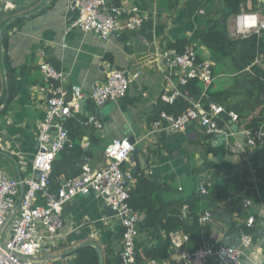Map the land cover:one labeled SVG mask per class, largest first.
<instances>
[{
  "label": "crops",
  "instance_id": "0c3cea01",
  "mask_svg": "<svg viewBox=\"0 0 264 264\" xmlns=\"http://www.w3.org/2000/svg\"><path fill=\"white\" fill-rule=\"evenodd\" d=\"M71 1L12 0L3 5L0 169L19 181H26L33 174L32 162L39 151L38 131L47 100V95L40 91L42 49L47 51L48 61L64 73V87L68 91L80 89L92 93L113 70L125 71L128 76L139 74L124 98L97 108L88 102L84 111L67 119L72 139L84 150L75 162L77 168L82 167L79 161L85 157L86 165L99 169L107 163L104 152L110 143L118 139L134 140L138 152L131 155L123 170L143 174L163 187L160 206L168 207V218L182 221L183 202L191 196L201 197L198 215L208 212L213 215L205 225L210 235L203 239L202 246L211 242L233 247L241 238L247 220L253 217L255 222L250 234L253 246L245 251L243 264H264V148L250 147L245 135L252 119L264 118V94L250 117L231 124L232 132V125H238L234 137L207 135L197 124H190L181 132L149 135L158 111L169 106L162 97L178 86V76L169 77V62L162 58L165 52L176 50L177 41L186 40L201 59L213 65V84L206 92L201 84L200 96V90L195 87L191 94L193 99H199L204 92L206 99L208 91L217 93L234 84L233 62L222 59L201 43V37L215 22L225 21V0H107L112 5L136 8L138 14L147 16L148 20L137 29L126 30L106 41L94 33L71 27L76 19V14L67 9ZM243 11L257 13L264 19V0H247L241 7ZM236 16L227 21L229 36L233 39H237L232 33ZM17 20L19 25L8 31L7 27ZM5 36L8 38L7 68L3 62ZM258 36L264 38V32ZM246 71L250 72L249 68ZM9 84L13 86L11 90ZM13 90L15 97L8 103ZM243 100L244 96L240 95L226 105ZM91 116L98 118L102 129L89 123ZM86 144L89 146L85 147ZM66 155H58L55 162L63 163ZM65 179L66 175L60 178ZM201 184L210 185L208 195L199 193ZM137 185L138 179L133 177L129 189ZM248 200L252 202L250 207L245 205ZM63 218L65 230L46 240L41 260L49 264H76L82 249L95 250L94 247L79 248L95 244L102 251L103 261L120 263L123 227L102 197L91 194L75 198L64 206ZM187 223L194 224L192 218ZM41 232L46 231L41 229ZM184 234L188 237L186 246L190 236ZM147 251L159 254V264H182L180 250L171 245L169 235L161 226L145 228L140 223L136 253L141 262L152 259L146 257ZM210 264L221 263L212 259Z\"/></svg>",
  "mask_w": 264,
  "mask_h": 264
},
{
  "label": "built area",
  "instance_id": "2783aa9c",
  "mask_svg": "<svg viewBox=\"0 0 264 264\" xmlns=\"http://www.w3.org/2000/svg\"><path fill=\"white\" fill-rule=\"evenodd\" d=\"M67 9L76 14L71 27L85 33H94L105 41L114 35L120 36L126 30H135L148 20L147 16L138 14L136 8L112 5L107 0H72ZM263 32L264 19L257 13L243 11L234 18L232 33L236 38L260 35ZM40 58L39 69L43 78L40 91L47 95V100L45 116L38 131L39 151L32 162L33 174L28 180L19 181L0 169V264H49L41 260L40 255L46 240L65 230L64 206L79 196L91 194L102 197L121 221V264H159L153 258L145 263L138 261L136 253L141 218L128 203L129 181L133 176L131 172L123 170V165L135 151V145L129 139L114 140L106 147L105 166L99 169L82 166L79 176L62 180L56 191L50 181L58 155L74 147L66 121L78 113L80 102H91L97 108L118 101L127 95L139 74L128 76L125 71L113 70L107 73L105 81L97 85L92 93L80 89L68 91L64 87V73L48 61L45 49L40 51ZM162 58L169 62V77L178 76L177 88L170 94H164L162 100L173 106L177 99L184 98L190 107L177 116L161 111L152 121L149 135L162 131L181 132L190 124H197L207 135L234 137L238 132H232L231 124H239V115L234 111L228 112L221 105L212 102L207 104L204 99L205 92L214 81L212 63L201 59L198 51L191 46L185 47L181 53L177 50L167 51ZM255 64L264 68V53L256 58ZM191 80H198L206 89L197 100L186 90ZM88 121L97 129L103 127L96 116L89 117ZM245 135L250 147L264 148V127L247 130ZM37 172L39 177H36ZM21 186L25 187L23 195L20 192ZM209 188V184H201L198 190L201 195H208ZM245 205L250 207L252 202L248 200ZM190 217L189 205L185 204L181 219L188 221ZM212 217V213H204L198 215V221L205 226ZM254 222L255 219L250 217L246 226L252 228ZM41 229H45V234ZM169 238L171 245L180 250L182 264H210L212 259L221 264H243L245 251L253 246V237L244 232L239 246L223 247L207 242L193 252L183 248L188 240L183 231L172 232Z\"/></svg>",
  "mask_w": 264,
  "mask_h": 264
},
{
  "label": "trees",
  "instance_id": "16d2710c",
  "mask_svg": "<svg viewBox=\"0 0 264 264\" xmlns=\"http://www.w3.org/2000/svg\"><path fill=\"white\" fill-rule=\"evenodd\" d=\"M246 2L247 0H225L227 9L225 21L215 22L214 26L201 37V43L206 48L213 50L222 59H229L232 61L234 65L233 70H235L234 84L232 87L217 93L208 91L205 102L207 104L212 102L217 105H222L228 112L234 111L239 115L240 118L243 119L250 117V114L259 107L260 96L264 94V68L259 64L252 66L256 60V57L259 54L264 53V38L262 36L252 35L246 38L233 39L229 36L227 28V21L229 18L240 14L241 7ZM19 23V20H17L15 23L10 24L7 27V30H12L15 26L19 25ZM7 40L8 38L5 36V57L3 61L5 68H7L9 63V58L7 56ZM187 46L188 42L186 40L177 41L174 45L175 49L179 53H181ZM247 68H249L250 72L246 71ZM200 85L201 83L198 80H191L189 81L186 90L192 94L193 89L198 87V90H200L198 96H200ZM9 86L11 90L13 87L12 84H9ZM240 95L244 96V100L242 102L226 105L229 100L238 98ZM14 97L15 94L13 90L10 93V100L8 103H10ZM189 107L190 104L188 101H186L184 98H179L173 106L161 108L157 115L160 114L161 111H166L169 114L177 116L186 111ZM225 117L228 120V117ZM261 127H264V118H254L247 126L248 130H256ZM62 154L67 155L64 157L63 163L58 164V162H55L50 178L54 191L58 190L59 186L63 182L60 180L61 176L66 175V179L69 180L76 178L82 173V167L77 168L75 163L76 160L78 158L80 159L84 154L82 147L76 145L74 142L73 148L65 149L59 154V156ZM132 176L138 179V185L130 189L128 203L134 211L140 214V218L143 220L142 222L140 220V223L145 228L159 225L166 231L168 235H170L172 232L182 230L190 236L189 242L183 247L184 249L186 248L193 252L201 248L203 239L209 237L210 235V229L200 225L198 221L197 212L199 202L202 198L191 196L183 202V204L189 205L191 211L190 218H192L194 224L190 226L187 221H180L177 218L167 217L168 207L164 208L160 206V204H162L160 197L163 192V187H160L157 184L149 181L144 177L143 174H132ZM244 228V233L251 234L253 231L247 226ZM146 257L157 260L159 258V254L157 255V253L154 251H147ZM138 261H141L140 257H138ZM76 264H99L98 254L92 248L82 249L79 252V258ZM104 264L113 263L110 260L105 259ZM118 264H121V261L120 263L118 261Z\"/></svg>",
  "mask_w": 264,
  "mask_h": 264
},
{
  "label": "water",
  "instance_id": "95a60500",
  "mask_svg": "<svg viewBox=\"0 0 264 264\" xmlns=\"http://www.w3.org/2000/svg\"><path fill=\"white\" fill-rule=\"evenodd\" d=\"M12 0H0V19L3 17V11H4V8L5 7H3V5L5 4V3H8V2H11ZM14 2H16L17 0H13ZM87 101H81L80 102V112H82V111H84V108H85V106L87 105ZM232 129H233V131L235 132V133H237L238 132V125H232ZM223 136V135H222ZM224 137V136H223ZM222 137V138H223ZM223 140H225V138H223ZM133 145H135V141L134 140H131L130 141ZM138 152V150H135L133 153H137ZM79 164L81 165V166H84V165H86L87 164V162H86V159H85V157H83L80 161H79ZM39 173L37 172L36 173V177H39ZM24 186H21V189H20V192H21V195H23V193H24ZM109 208V207H108ZM109 210L110 211H112L110 208H109ZM112 213H114L115 215H117V213H115V212H113L112 211ZM237 245H235V247L236 246H239L240 245V239H238V241H237V243H236ZM85 247H94L95 248V250H96V252H97V254H98V257H99V264H104V261H103V254H102V251H101V249H100V247H98L97 245H95V244H89V245H84V246H82V247H80L79 249H82V248H85Z\"/></svg>",
  "mask_w": 264,
  "mask_h": 264
}]
</instances>
